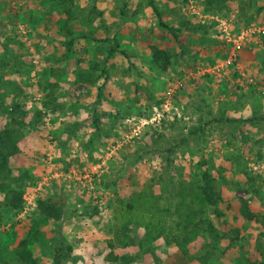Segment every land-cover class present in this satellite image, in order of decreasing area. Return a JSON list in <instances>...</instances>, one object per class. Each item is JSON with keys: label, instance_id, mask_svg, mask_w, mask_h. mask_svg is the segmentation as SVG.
Listing matches in <instances>:
<instances>
[{"label": "rangeland", "instance_id": "obj_1", "mask_svg": "<svg viewBox=\"0 0 264 264\" xmlns=\"http://www.w3.org/2000/svg\"><path fill=\"white\" fill-rule=\"evenodd\" d=\"M83 1L0 0V126L45 145L32 155L41 165L28 172L30 185L0 174L20 197L14 204L9 191L0 192V260L15 261L18 241L27 238L38 262L50 264L54 223L71 247L62 264L264 260V135H225L230 124L204 123L200 115L212 116L209 106L204 100L198 106L186 90L204 81L217 99H232L228 105L256 102L264 113L263 36L257 42L244 36L230 61L224 37L225 30L264 25V0H141L148 7L144 26L131 20L125 0H109L106 36L73 26L94 9L95 0ZM135 38L143 40L142 52L132 55ZM154 46L171 53L165 69L151 60ZM203 168L215 177L220 197L195 218H210L220 237L202 230L182 253L173 241L176 212L164 217L162 228L158 207L179 181L199 185ZM146 191L159 195L148 203L152 221L147 211L125 208ZM47 197L62 207L57 220L38 213L37 199ZM243 203L251 218L242 214Z\"/></svg>", "mask_w": 264, "mask_h": 264}, {"label": "trees", "instance_id": "obj_2", "mask_svg": "<svg viewBox=\"0 0 264 264\" xmlns=\"http://www.w3.org/2000/svg\"><path fill=\"white\" fill-rule=\"evenodd\" d=\"M149 2L152 5V2ZM65 10L67 12L68 9ZM162 24L167 26L166 23ZM150 51L151 60L157 63L160 68L165 69L170 61V51L157 46L152 47ZM201 126L202 125H197V127L191 126V129H188L187 133L193 134L199 130ZM18 138L19 131L17 127H11L10 125L0 126V174H7L9 172V157L17 150L16 142ZM214 179L215 177L211 174L210 170L203 168L200 172L199 185H186L182 183V181H179L180 187H178L175 192H173V188L170 187L164 196V204H161L158 207V210L160 211V218L157 221L161 224L162 228L165 226L162 222L164 221V217L169 216V214L171 215L173 211L176 212V218L174 220L176 233L173 241L182 253L186 252L185 243L192 240L202 230L214 235L213 237L215 238L220 237L210 218L202 215H198V217L195 218L198 210L202 211L205 205L214 206L215 201L220 197L218 190L215 188ZM148 188L150 189V187ZM4 191H9L15 198L14 204H17L20 201V197L16 193L13 185L0 180V192ZM174 193L178 195L175 200L172 199ZM141 194L143 195V193L137 192L133 197V200L125 203V208L129 209L134 206L137 211L138 209L140 212L147 211L150 216L149 221H152V206L151 204L148 205V203H152L153 201L155 202V199L157 200L159 195L146 191L143 198H141ZM200 200L203 201V206L201 205V208H198L197 205L196 208V202ZM246 206L247 205L243 203L244 208L241 212L247 218H251V213H249L246 209ZM36 207L38 213L44 217L57 220L62 216V207L48 197L37 199ZM128 219L132 220L131 218ZM135 221L139 222L137 218ZM142 225L147 226L148 223H143ZM233 230L236 234L238 229L234 228ZM235 234L233 237H230V239L236 238ZM53 235L54 240L52 254L50 256V264H62V261L69 256L71 247L68 243H66L65 236L59 223H54ZM27 244V238L20 239L14 252L15 261L0 260V264H40L37 257L32 255ZM250 264H264V260H254L251 261Z\"/></svg>", "mask_w": 264, "mask_h": 264}, {"label": "crops", "instance_id": "obj_3", "mask_svg": "<svg viewBox=\"0 0 264 264\" xmlns=\"http://www.w3.org/2000/svg\"><path fill=\"white\" fill-rule=\"evenodd\" d=\"M97 1L99 0H95L94 2V9L93 7H89L88 9L83 11L80 17L81 19L74 18L72 20V22L74 23L73 26L74 27L79 26L77 28H84L86 30L91 29L92 31L99 29V31H101L100 35H102V32H103L104 36H106L107 35L106 29L108 27H111L109 20L107 18V17H110L109 13L112 12L111 6L109 5L107 7V3L109 2V0L104 1V3H101L100 1L97 2ZM83 2L85 3L86 0ZM134 3L137 5L135 12L133 9L135 5ZM125 4H126V9H129V12H133L132 14H129L130 17L131 16L133 17V19L131 20L136 22L138 26H144L143 24L144 18L147 15L146 11L148 7L145 6L143 1L139 3L138 1H134V0H125ZM117 10H120V9H117ZM123 22L125 21L123 20L120 23V25H123ZM130 25H132V22ZM176 25L179 26L178 22H176ZM116 26H118L117 22H116ZM121 35H123V33ZM98 37L99 35L91 36V38L94 39L95 42L98 41L97 40ZM135 40H136L135 44L130 45L129 43L130 45L129 47L131 50L130 52L132 55H137L138 53L142 52L141 51L142 48L139 47V44H141L143 40H140V38H135ZM186 90H187V93L191 97H194L193 98L194 103H197L198 106H201V104L199 103H202L203 100L209 106L212 116L208 115V117H204V114L202 113L200 115L201 118H205L204 123L209 122V123L215 124L214 122H217L216 125L218 126L221 124L222 127H225L226 123L230 124L231 126H229L228 129L224 128L225 135L229 132L233 134L235 133V135H264V113H262L263 110L261 109L263 107L259 105L258 103L255 102V103L249 104V101H248V102H242L241 104L239 103L236 105H232L231 103L230 105H228V103H230L232 99L230 98L231 100H226L223 102L221 95H220V99H217V94L216 95L214 94V88L205 84L204 81L201 82L199 86H196V87L191 86L190 88L188 87ZM218 97H219V94H218ZM250 111H258V112H255L253 113V115H251L249 114ZM193 134L187 133V135H193ZM63 136H64V140L68 139V135H63ZM61 143H64V142L61 141ZM17 146L18 148L16 152H14L9 157V169H10L9 176L11 177L10 179L12 180L19 181V182H22V181L26 182L28 178V172L31 169L33 171L36 170L37 167L41 165L39 158L38 157L34 158L35 155L34 156L32 155L35 154L34 152L36 150H41V151L44 150L45 145L39 140L38 142L34 141L30 135H27V133H25V135H21L20 138L18 139ZM253 146L257 147L258 144H256V146L253 144ZM15 157L17 158V161H15ZM33 163H37V164H35V166L31 168V165H33ZM26 183L29 185L31 184V182H28V181ZM62 187L63 186L60 185V189H61V191L59 190L60 195H63V192H65L64 187L63 188ZM55 188L56 187H54L53 189L55 190ZM227 199H228L227 197L223 198L224 201H226ZM6 201L7 203L12 202V198H6ZM224 204L226 205L227 203H224ZM2 211L3 210L0 208V212ZM249 227L250 225L242 226V228H249Z\"/></svg>", "mask_w": 264, "mask_h": 264}, {"label": "built area", "instance_id": "obj_4", "mask_svg": "<svg viewBox=\"0 0 264 264\" xmlns=\"http://www.w3.org/2000/svg\"><path fill=\"white\" fill-rule=\"evenodd\" d=\"M223 30L225 28L223 27ZM244 36H251V40L253 42H257L258 38L260 39L261 36L264 39V25L260 24H254L253 26H249L245 29H242L234 34H229L228 31H224V37L228 46V52H227V57L226 61H230L231 59L235 58V54L237 49L241 46L242 42L244 41L243 38ZM246 37V38H247ZM260 42V41H259ZM264 44V42H263ZM196 73H193L192 76L196 77ZM166 104H168V101L165 100L164 102V110H167ZM176 116L179 115L177 111H175ZM164 114L167 116V111H164V113H158L157 118H159V115ZM86 175V174H85ZM90 181V180H89Z\"/></svg>", "mask_w": 264, "mask_h": 264}]
</instances>
